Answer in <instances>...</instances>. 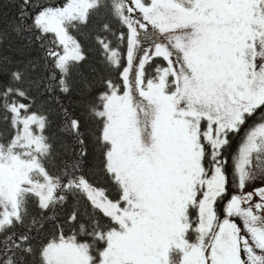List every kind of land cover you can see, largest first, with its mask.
<instances>
[{
    "label": "snow or ice",
    "instance_id": "obj_1",
    "mask_svg": "<svg viewBox=\"0 0 264 264\" xmlns=\"http://www.w3.org/2000/svg\"><path fill=\"white\" fill-rule=\"evenodd\" d=\"M0 264H264V0H0Z\"/></svg>",
    "mask_w": 264,
    "mask_h": 264
},
{
    "label": "trees",
    "instance_id": "obj_2",
    "mask_svg": "<svg viewBox=\"0 0 264 264\" xmlns=\"http://www.w3.org/2000/svg\"><path fill=\"white\" fill-rule=\"evenodd\" d=\"M239 142H240L239 138H236V140L234 141V144H233V150H235L238 147Z\"/></svg>",
    "mask_w": 264,
    "mask_h": 264
}]
</instances>
